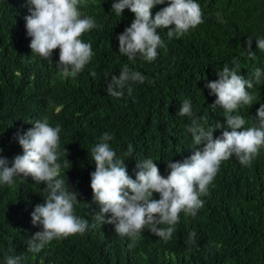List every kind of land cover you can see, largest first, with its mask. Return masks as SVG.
Masks as SVG:
<instances>
[{"label": "trees", "instance_id": "obj_1", "mask_svg": "<svg viewBox=\"0 0 264 264\" xmlns=\"http://www.w3.org/2000/svg\"><path fill=\"white\" fill-rule=\"evenodd\" d=\"M196 2L204 22L179 38H168V28L157 29L166 47H159L149 62L139 56L130 61L119 53L117 37L130 26L134 13L126 8L117 16L113 0H81L82 17H92L98 25L80 37L91 43L93 56L75 77H65L55 63L58 48L52 61L31 52L24 20L27 0H0V156L11 166L12 158L22 154L16 133L32 127L31 122L46 118L50 126L59 125L60 176L79 194L74 214L88 220L83 234L54 239L39 253L29 251L28 240L42 230L32 224L30 213L47 191L30 176H16L12 185L0 184V264H6L8 255L21 257L20 264H264V147L250 166L235 156L222 161L208 194L200 197L203 207L194 217L181 212L166 242L147 228L133 242L117 234L113 225H97L92 217L99 205L90 187L95 170L91 149L103 133L112 136L108 143L117 158L125 160L131 178L137 162L145 159L154 160L166 178V161L183 162L202 149L192 146L187 132L192 117L177 114L184 100L191 101L193 115L205 129L224 124L223 109L211 108L216 97L204 87L218 79L224 66L246 79L261 69L260 83L248 89L253 104L232 113L245 119V128L256 123V110L264 103V51L255 42L264 38V0ZM164 6L151 9L153 16ZM247 39L252 40L254 56L248 55ZM124 66L145 80L129 82L131 95L126 86L122 97H112L107 84ZM222 130L215 129L214 138Z\"/></svg>", "mask_w": 264, "mask_h": 264}, {"label": "clouds", "instance_id": "obj_2", "mask_svg": "<svg viewBox=\"0 0 264 264\" xmlns=\"http://www.w3.org/2000/svg\"><path fill=\"white\" fill-rule=\"evenodd\" d=\"M80 3L81 0H27L29 14L24 20L26 34L31 37V52L52 61L53 51L58 48L59 59L55 63L65 77H75L93 56L91 43L83 42L80 37L98 25L92 17H82ZM157 5L166 6L153 16L151 9ZM111 8L120 17L126 8L134 13L130 26L117 37L119 53L130 61L138 56L149 62L156 59L157 49L166 47L157 29L168 28V38H179L204 22L196 0H113ZM255 42L257 48L264 51V38ZM251 46L252 40L247 39L248 55L254 56ZM236 66L238 68L239 64ZM91 75L95 77L96 74ZM261 75V69L256 68L253 79H246L235 69L224 66L217 72L218 79L205 83L209 95L216 97L211 108L219 106L225 113L224 124L216 122L214 127L205 129L193 115L191 101L182 102L177 114L192 117L187 132L191 134L192 146L202 145V149H195L183 162L166 161L170 169L166 178L152 159L138 161L135 179L131 178L125 160L117 158L108 143L112 136L103 133L100 142L91 149L95 170L90 173V187L93 201L99 205V210L92 212L96 224L113 225L117 234L126 235L133 242L145 228L168 241L181 212L194 217L203 207L200 197L208 194V186L222 161L235 156L241 165L250 166L264 147V103L256 110V123L246 128L245 119L232 114L241 105L250 107L253 104L255 97L248 89L260 83ZM144 80L139 71L124 66L119 76L111 77L107 93L122 97L127 86L128 95H131L129 82L143 83ZM31 124L32 127L22 134L16 133L22 154L12 158L11 166L7 158L0 156V184L12 185L14 177L30 176L32 181L45 185L46 198L30 213L32 224L41 225L42 230L28 240V250L39 253L54 239L83 234L88 220L74 214L79 194L71 189L67 178L60 176L61 164L57 162L60 126H50L46 118ZM215 129L223 130L214 138ZM131 152L130 145L129 157ZM64 153L67 154L66 148ZM153 193H158L159 199H154ZM194 236V232L190 234V238ZM20 261L19 256L6 257V264H20Z\"/></svg>", "mask_w": 264, "mask_h": 264}]
</instances>
